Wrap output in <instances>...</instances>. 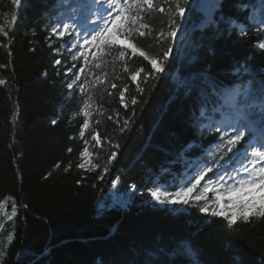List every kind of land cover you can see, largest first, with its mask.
Returning a JSON list of instances; mask_svg holds the SVG:
<instances>
[{
	"label": "trees",
	"instance_id": "obj_1",
	"mask_svg": "<svg viewBox=\"0 0 264 264\" xmlns=\"http://www.w3.org/2000/svg\"><path fill=\"white\" fill-rule=\"evenodd\" d=\"M153 2L168 6L165 0ZM234 4L235 0H196L166 71L147 84L142 83L143 74L138 78L146 89L142 97L123 70L125 62L130 71L148 68L142 57L120 61L106 55L100 69H91L104 83L91 89L89 129L85 130L88 146L98 151L91 143L93 129L102 139L120 144L110 171L98 180L99 170L86 173L76 168L85 146L79 136L84 117L80 94L67 89L71 73L65 75V71L73 64L78 69L83 60L72 61L68 49L62 47L67 37L57 38L50 31L68 17L81 29H91L98 6L92 0H22L21 6L0 0V28L9 33L5 37L0 32V65H4L0 79L5 81L0 85V201L12 196L18 208L14 222L0 213L4 224L0 242L7 249L0 264H232L235 257L241 264H264V221L241 222L229 229L222 218L200 213L191 205H160L147 191L160 184L174 190L173 185L188 175L190 165L211 163L209 153L215 144L210 141H218L219 134L209 130L207 119L197 122L199 109L192 114L191 101L179 82L201 85L204 73L225 84L235 78L248 85L249 73L258 81L264 72V50L257 47L264 42V31L255 30L264 28L258 23L259 10L256 21L250 10L248 24L243 25L231 15ZM210 19L215 22L208 24ZM143 23L150 25L153 36L162 27L167 31V16L159 13L145 17ZM240 27H245L247 35L240 34ZM9 39L11 44L5 48ZM137 43L146 51L159 50L152 37L139 38ZM58 58L61 65L54 67ZM238 66L247 67L249 73L236 77ZM112 83L117 89L111 88ZM125 83L129 85L127 108L119 104L118 95ZM132 96L140 102L132 105ZM211 109L209 105L206 111L218 122L220 114ZM117 111L121 122L135 112L130 130L120 133ZM186 139L194 147L177 155L178 145ZM164 145L171 151H158ZM108 152L105 142L93 162H102L99 157L106 159ZM69 162L72 167L65 173ZM57 163L59 169L54 167ZM219 163L231 167L229 161ZM48 172L52 175L43 179ZM117 176L120 179L113 186ZM113 192L128 195V202L100 210L99 202ZM213 196L209 191V199ZM11 204L8 201L5 208L9 214ZM10 233L11 244L7 242Z\"/></svg>",
	"mask_w": 264,
	"mask_h": 264
},
{
	"label": "snow or ice",
	"instance_id": "obj_2",
	"mask_svg": "<svg viewBox=\"0 0 264 264\" xmlns=\"http://www.w3.org/2000/svg\"><path fill=\"white\" fill-rule=\"evenodd\" d=\"M16 6L22 5V0H12ZM94 5L98 7L94 10V18L92 19L93 27L91 29H81L77 22L71 17L66 22H57L52 26L51 34L57 38L67 40L62 47L68 49L71 54L72 61L83 60V63L77 69L76 65L67 68L65 75L71 73V77L67 83V89L71 92L76 89L81 97L82 116L84 117L82 126L80 127L79 136L84 141V147L80 151V161L76 164V168L86 173H97L98 180H103L104 176L110 171V166L116 160L120 144L113 143L111 138L104 137L102 139L99 132L92 130L91 143L97 148V152L90 150L89 140L85 138V130L89 129L90 101L93 99L91 89L95 84H103L104 81L100 75L92 72V68L100 69L102 63H106L103 59L106 55L111 56L113 60L125 61L128 57H142L143 61L149 66L136 67L130 71L128 64L125 62L124 72L129 73L130 81L135 83V90L141 97L145 93V87L141 86L138 78L142 76V83L147 84L149 80H156L161 73L166 71V66L170 63V57L176 41L177 33L181 31L188 22V14L193 11L196 0H165L168 5L164 7L161 4H154L153 0H92ZM234 13L231 15L240 24L247 25L249 21V12L251 10V19L256 21V10H259L260 19L258 23L264 25V0H235ZM159 13L167 16V31L163 27L156 31L153 36V29L149 24L143 23L145 17H151ZM17 17L12 16L15 21ZM215 21L209 20L208 24ZM251 30V29H249ZM257 32L264 31V28L257 27ZM114 31V37H113ZM240 34L247 35L245 27H240ZM5 37L9 33L0 28ZM152 37L158 46L157 51H146L138 46L139 38ZM51 37H49L50 39ZM9 43L5 44V48H9ZM257 47L264 50V42H259ZM94 49V51H92ZM34 51V49H33ZM60 52V48L55 50ZM91 51L92 60H89V52ZM11 55V52L8 53ZM91 64V67H90ZM61 65V59L53 61L54 67ZM4 67V65H0ZM73 69H76L75 71ZM242 73H249L247 67L236 69V77ZM47 76V73L44 74ZM105 75H107L105 73ZM202 84L197 85L187 80L180 81L178 87H182L185 96L191 101L193 115L195 110L199 109V117L207 119L209 130H214L219 134L218 141H210L215 144V148L209 153L211 163L204 161V167H199V161L189 166L187 178L183 183L173 185L174 190L169 191L167 188L150 187L148 194L160 205L182 203L191 205L200 213L210 217L222 218L229 229H236L241 222L250 223L253 220L264 221V72L260 73L259 80L255 78V74L249 73L252 79L248 85L237 83L234 78L225 84L223 81L211 79L207 74L202 73ZM90 81V83H89ZM5 81L0 79V85ZM86 83L88 86L86 87ZM112 89H117V84H111ZM129 91V85L125 83L119 90V104L127 108L128 104L125 99L126 92ZM112 96V92H108ZM221 99L224 103H221ZM138 99L136 96L131 97V104L136 105ZM211 105L212 113H219L220 120L217 122L215 117L207 112L208 106ZM15 119V118H14ZM113 120V116L108 117ZM135 122V112L131 117L123 118L122 122L119 118V112H116L115 123L119 126L120 133L130 130L129 126ZM53 125L57 123L56 119L51 121ZM99 124V121H97ZM191 131V129H190ZM107 143L109 152L106 159L99 157L102 162H93L92 157L99 156V150L103 149L104 143ZM194 147L186 139L182 141L177 148V155L182 152L189 151ZM158 151L168 153L171 148L167 145L160 146ZM72 152V148L68 149ZM220 161L231 162V167L221 165ZM55 169L61 167L57 163ZM72 163L69 162L63 168L65 173L69 172ZM212 175L209 176L208 174ZM52 172H48L43 179H48ZM206 182L201 185V181ZM214 177V178H213ZM120 177L117 176L112 184L115 186ZM80 180L77 184H80ZM198 187L200 190H198ZM134 190L135 184L131 185ZM214 196L209 199V190ZM259 190L262 194L258 199L253 197L249 200H243L235 193L242 195H251L254 191ZM195 193V195H193ZM227 196V204L230 207L221 205L222 199ZM8 201H11V213L9 214L5 208ZM26 209L28 206L24 204ZM239 207V212L235 209ZM17 203L12 196H7L0 201V213L7 217L9 221L14 222L17 216ZM4 224L0 223V229ZM13 235L7 236V242L11 244ZM7 249L0 242V262L5 260ZM264 261V257H262ZM232 264H241L238 257L233 258Z\"/></svg>",
	"mask_w": 264,
	"mask_h": 264
},
{
	"label": "rangeland",
	"instance_id": "obj_3",
	"mask_svg": "<svg viewBox=\"0 0 264 264\" xmlns=\"http://www.w3.org/2000/svg\"><path fill=\"white\" fill-rule=\"evenodd\" d=\"M189 15V14H188ZM184 30H185V28L183 27L182 29H181V31H179L178 33H177V37H176V41H175V44H174V52L177 50V48H178V46H179V44H180V41H181V39H182V37H183V35H184ZM113 37H114V35H113ZM115 38V37H114ZM199 167H204V165L203 164H200L199 165ZM209 175V174H208ZM187 178V176L182 180V181H180L179 183H183V181L185 180ZM206 180H207V177L205 178V180L204 181H201V185H203L205 182H206ZM156 187H160V188H162V189H164V188H166V186L164 185V184H160V185H157ZM198 190H200L199 189V187H198ZM209 191H211V189L209 190ZM235 195L236 196H239L241 199H243V200H249V199H252L253 197H256L257 199L262 195L260 192H259V190L257 189L256 191H254L251 195H242V194H240V193H235ZM128 200H129V197H128V195H121V196H119V195H115V192H113L112 193V195L111 196H108V195H106L100 202H99V208H100V210H104L105 208H107V207H111V206H114V205H121L122 206V204L124 203H126V202H128ZM221 205L222 206H225L226 208L227 207H230L228 204H227V196H225L223 199H222V201H221ZM239 207L237 208V209H235V211L236 212H239ZM2 246L4 247V245L2 244Z\"/></svg>",
	"mask_w": 264,
	"mask_h": 264
}]
</instances>
